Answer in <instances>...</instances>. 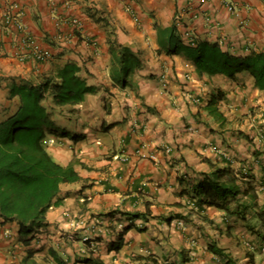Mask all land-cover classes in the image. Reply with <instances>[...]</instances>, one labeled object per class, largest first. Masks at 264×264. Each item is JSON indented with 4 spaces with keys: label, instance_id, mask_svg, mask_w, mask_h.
Listing matches in <instances>:
<instances>
[{
    "label": "crops",
    "instance_id": "0c3cea01",
    "mask_svg": "<svg viewBox=\"0 0 264 264\" xmlns=\"http://www.w3.org/2000/svg\"><path fill=\"white\" fill-rule=\"evenodd\" d=\"M12 2L20 11L7 24ZM173 24L185 44L218 41L236 54L264 48V0H0V121L19 106L13 82L67 62L95 87L79 106L54 109L57 132L49 138L54 158L73 164L81 180L62 184L61 205L30 242L18 223L0 218V264H24L32 252L36 264H57L53 251L68 264H264V221L255 213L264 209V92L247 73L235 81L215 76L210 85L183 53H165L158 28ZM112 31L143 62L131 86L112 79ZM27 37L34 43L24 45ZM38 49L53 57L37 61ZM219 88L227 92L225 122L205 110ZM225 166L243 188L256 185V207L199 208L193 186ZM124 230L123 248L110 249Z\"/></svg>",
    "mask_w": 264,
    "mask_h": 264
},
{
    "label": "trees",
    "instance_id": "16d2710c",
    "mask_svg": "<svg viewBox=\"0 0 264 264\" xmlns=\"http://www.w3.org/2000/svg\"><path fill=\"white\" fill-rule=\"evenodd\" d=\"M108 40L113 57L112 79L124 87L131 86L134 73L142 69L143 62L129 47L118 42L113 31ZM158 42L165 53H183L192 60L198 74L206 77L210 85L215 76L235 81L247 73L254 85L264 92V48L236 54L224 49L218 41L192 40L185 44L176 24L158 28ZM94 91L95 87L80 75V66L75 62H67L55 73L44 74L38 80L21 79L11 86V96L19 97V106L0 121V218L3 222L18 223V232L26 242L32 239L28 237L30 234L47 225L48 211L61 205L62 184L81 180L73 164L59 163L49 150V138L57 132L54 109L63 105L79 106ZM226 97L227 92L219 88L205 105L208 114L223 122L226 116L220 103ZM239 181L238 174L227 166L206 172L192 189L201 196L199 208L203 211L205 206H214L229 211L230 203H235L236 213H239L256 207V185L247 181L243 188ZM242 194L250 197L249 203L241 200ZM255 213L264 221V209ZM124 233L125 230L118 234L110 249L123 248ZM52 254L57 264H68L55 251ZM33 256V252L29 253L24 264H36ZM83 261L97 262L93 257Z\"/></svg>",
    "mask_w": 264,
    "mask_h": 264
},
{
    "label": "built area",
    "instance_id": "2783aa9c",
    "mask_svg": "<svg viewBox=\"0 0 264 264\" xmlns=\"http://www.w3.org/2000/svg\"><path fill=\"white\" fill-rule=\"evenodd\" d=\"M128 9L132 13V15L134 16V18L136 20H138V17L136 16V13L134 12L133 8L129 7ZM16 11H20V5L17 2H12L11 3V6L9 7V9H7L5 11V22L7 24H11L13 21H15L17 19L18 12H16ZM73 22H74V24L76 25L77 28H80L81 29V27H82V21L79 18H74ZM23 41H24V45H28V44L31 45V44L34 43V40H31L30 37H27ZM91 43L94 46H96V47L98 46V43L95 40H92ZM34 56H35V58H36L37 61L45 62V61L50 60L53 57V53H52L51 50H39L38 49L37 51L34 52ZM185 76L188 79H190L192 77V75H191L190 72H187L185 74ZM188 97L190 99L194 100L197 103H200L201 102L200 96L194 95L192 93H188ZM165 150L167 152H170L172 150V148H171V146H166L165 147ZM224 154L226 156H229L227 152L226 153L224 152ZM150 157H152L154 160H157L158 159L157 158V155H155V154H152ZM180 223H183V222H180ZM122 227L123 226L121 225V228ZM84 239L85 240H88L89 238L87 236H85Z\"/></svg>",
    "mask_w": 264,
    "mask_h": 264
}]
</instances>
